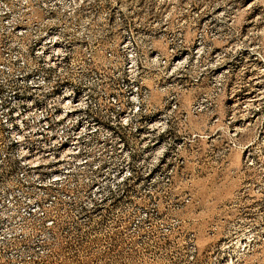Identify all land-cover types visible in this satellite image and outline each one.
Returning a JSON list of instances; mask_svg holds the SVG:
<instances>
[{
    "label": "rangeland",
    "instance_id": "obj_1",
    "mask_svg": "<svg viewBox=\"0 0 264 264\" xmlns=\"http://www.w3.org/2000/svg\"><path fill=\"white\" fill-rule=\"evenodd\" d=\"M0 1L4 20L18 18ZM106 1L58 0L51 19L112 44L162 132L99 154L105 200L85 208L89 186L49 199L19 180L0 124V264H264V0H95ZM14 44L0 40L4 104Z\"/></svg>",
    "mask_w": 264,
    "mask_h": 264
},
{
    "label": "built area",
    "instance_id": "obj_2",
    "mask_svg": "<svg viewBox=\"0 0 264 264\" xmlns=\"http://www.w3.org/2000/svg\"><path fill=\"white\" fill-rule=\"evenodd\" d=\"M14 1L18 18L13 22L3 17L11 6L0 1V40L11 35L15 42L10 106L4 109L0 96V124L15 154L17 178L46 191L49 199H58V191L70 199L71 187L89 186L84 207H95L105 200L98 193L104 165L99 154L124 152L129 135L142 139L162 132V121L144 115L151 91L130 84V63L115 68L112 44L83 37L87 24L73 22L75 34L67 37L65 22L51 19L52 11L65 8L58 0ZM71 5L112 8L95 0H72ZM4 70L0 61V73ZM3 152L0 148V165Z\"/></svg>",
    "mask_w": 264,
    "mask_h": 264
}]
</instances>
